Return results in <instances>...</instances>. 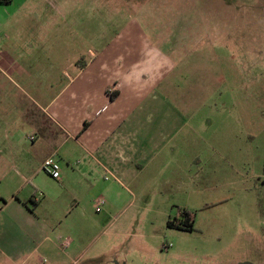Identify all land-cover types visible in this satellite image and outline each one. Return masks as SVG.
<instances>
[{"label": "rangeland", "instance_id": "1", "mask_svg": "<svg viewBox=\"0 0 264 264\" xmlns=\"http://www.w3.org/2000/svg\"><path fill=\"white\" fill-rule=\"evenodd\" d=\"M2 4L0 21H8L15 37L13 67L26 73L34 62L36 71L48 75V81L26 87L34 97L39 89L55 93L68 63L87 49L100 51L117 26L136 23L156 41L166 32L167 14L178 15L182 24L193 15L201 31H211L192 42L187 34L179 36L186 32L182 29L163 45L175 64L155 90L152 106L156 115H176L160 140L169 147L161 142L153 158L164 164L128 183L130 194L121 206L80 191L77 184L64 189L44 172L29 180L27 192L33 186L49 199H41L39 219L59 229L56 238L69 237L75 244L61 250L47 242L19 264H264V0ZM175 40L183 42L179 55L171 47ZM97 197L106 202L100 214L93 208ZM75 199L78 209L70 208ZM183 210L190 214L192 231L166 224L181 219ZM76 218L86 235L66 231Z\"/></svg>", "mask_w": 264, "mask_h": 264}, {"label": "crops", "instance_id": "2", "mask_svg": "<svg viewBox=\"0 0 264 264\" xmlns=\"http://www.w3.org/2000/svg\"><path fill=\"white\" fill-rule=\"evenodd\" d=\"M0 6L3 7L1 2ZM167 17L170 22L166 32L158 34L156 41L148 38L136 23L115 27L113 36L100 51L87 49L78 60L68 63L62 70L63 85L55 93L47 95L39 89L36 98L26 87L31 89L42 79L48 81V75L36 71L34 62L26 73L13 67L16 64L11 58L10 42L15 37L8 21H0L2 264H19L21 258L30 259L47 242L58 244L61 250H69L75 244L69 237L56 238L58 228L49 227L36 214L37 207L49 200L46 195L35 192L33 186L29 192L24 188L42 172L46 158L53 157L61 166L56 182L62 188L77 184L80 191L101 194L114 206L125 203L130 194L128 183L164 164L153 158L161 142L169 143L160 140L162 135L167 137L176 115L167 117L162 112L156 115L157 109L152 106L155 90L175 64V59L168 58L170 49H164L163 45L169 44L173 40L171 35L182 29L186 32L179 36L187 34L192 42L211 34L200 30L196 16L195 20L192 15L188 24L178 23V15ZM175 41L171 47L179 55L183 42ZM107 176L109 179L105 180ZM74 202L76 205L70 208L78 209V199ZM93 208L96 214L102 211V207L95 208L94 202ZM66 231L75 237L76 233L86 235L78 218L70 220ZM65 241L67 246L63 245Z\"/></svg>", "mask_w": 264, "mask_h": 264}, {"label": "built area", "instance_id": "3", "mask_svg": "<svg viewBox=\"0 0 264 264\" xmlns=\"http://www.w3.org/2000/svg\"><path fill=\"white\" fill-rule=\"evenodd\" d=\"M41 170L44 172L48 177H50L54 181H58L60 179V168L59 164L54 160L53 157L46 158L42 165ZM109 177H105V180H108ZM95 208L98 209L104 205V199L102 197L96 198L94 201ZM63 245L67 246L68 241H65ZM170 245L164 246L167 249Z\"/></svg>", "mask_w": 264, "mask_h": 264}, {"label": "trees", "instance_id": "4", "mask_svg": "<svg viewBox=\"0 0 264 264\" xmlns=\"http://www.w3.org/2000/svg\"><path fill=\"white\" fill-rule=\"evenodd\" d=\"M1 3L9 4L10 0H0ZM113 97V96H111ZM181 219H171L167 220V226L170 228H175L182 231H192L191 221H190V214L187 211H180L179 212Z\"/></svg>", "mask_w": 264, "mask_h": 264}, {"label": "water", "instance_id": "5", "mask_svg": "<svg viewBox=\"0 0 264 264\" xmlns=\"http://www.w3.org/2000/svg\"><path fill=\"white\" fill-rule=\"evenodd\" d=\"M114 264H119V263L118 262H115ZM239 264H250V263H239Z\"/></svg>", "mask_w": 264, "mask_h": 264}]
</instances>
